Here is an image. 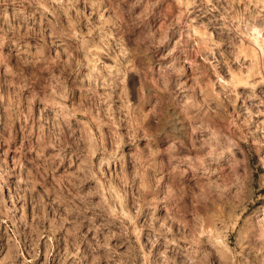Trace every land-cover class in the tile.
<instances>
[{
  "label": "rangeland",
  "instance_id": "obj_1",
  "mask_svg": "<svg viewBox=\"0 0 264 264\" xmlns=\"http://www.w3.org/2000/svg\"><path fill=\"white\" fill-rule=\"evenodd\" d=\"M0 189V264H264V0H0Z\"/></svg>",
  "mask_w": 264,
  "mask_h": 264
},
{
  "label": "bare ground",
  "instance_id": "obj_2",
  "mask_svg": "<svg viewBox=\"0 0 264 264\" xmlns=\"http://www.w3.org/2000/svg\"><path fill=\"white\" fill-rule=\"evenodd\" d=\"M187 142V141H186ZM184 144V143H183ZM192 146H194V144H191ZM188 146H189V144H188ZM188 146H186V147H188ZM189 150V149H188ZM192 150V149H191ZM190 151V150H189ZM2 189H0V191H1ZM3 193V192H2ZM214 225V224H213Z\"/></svg>",
  "mask_w": 264,
  "mask_h": 264
}]
</instances>
